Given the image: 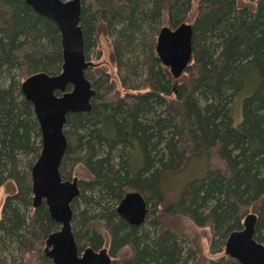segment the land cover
<instances>
[{"label": "trees", "instance_id": "16d2710c", "mask_svg": "<svg viewBox=\"0 0 264 264\" xmlns=\"http://www.w3.org/2000/svg\"><path fill=\"white\" fill-rule=\"evenodd\" d=\"M85 1L86 5L91 1L94 4L95 10L109 24L111 22L125 24L128 30L133 32L135 23L131 16L135 13L134 5L136 0ZM221 1L201 0L197 17L193 20V36L195 37L196 34L195 39L199 36V38L206 41L208 38L207 35L215 30V25H220L223 21L227 20L229 15L228 11L225 12L223 10V16L221 17H218L216 14V11L221 7L219 5ZM176 3L177 0H156L155 9L151 12L141 11L140 17L153 16L162 6L168 9L171 14V12L177 9ZM86 5L83 13V24L87 31L89 29V22L92 19V12H90L88 5L87 7ZM232 11L234 13L233 20L235 23L233 27L235 33L239 40L247 45L248 49L251 48L246 54L249 56L252 49H255L254 56L250 57L245 64H241L240 50H235L228 43L222 47L220 54L213 59L216 50L215 47L218 46L212 43L211 51L208 48L205 49V47L200 52L196 51L193 55L194 63L188 66L185 73L174 81L165 68L158 66L157 61L148 48V54L146 56L149 61L153 62L154 67L156 63V67L158 68V70H154L155 68L151 69L146 79L143 78L142 84L144 87L150 89L148 92L133 97V100L129 102L121 100L118 103L110 104L105 100H99L94 103L89 113H69L67 115L66 126L70 127L71 132L68 143L69 149L82 148V140L85 136H88L84 141L87 151V159H84H86L89 167L83 168L88 177L91 178V181H88V183L105 185L106 198L117 197L126 185L128 187H137L141 191L143 188L148 187V178L142 174L151 165L150 149L157 146L160 142H152L153 146L151 144L149 145V135L154 134L157 138H160L164 134L162 129L172 125L168 130L169 134L174 132L176 128H179V132L182 134V139L179 140L182 141H176L171 138L159 149L160 155L157 161V165L159 166L155 172L153 171L154 175L152 174L151 176V180L154 183L152 187V199L159 203L163 194L162 186L164 182L168 178L175 177V179L178 178V186L183 190L181 195L184 200H190L199 196L198 187L206 185L202 187L206 192L201 197L202 203L207 198L215 197L214 199L217 202L215 208L220 210L215 215L216 219L220 221L219 225L223 224L221 228L224 227L225 221L232 220V218L223 214L225 199H229L232 204L230 208L233 216L236 217L235 214L240 205L239 201L242 200L240 195L244 194L243 192H248L246 188H241L238 176L235 175L225 187V182L223 181L225 179L223 176L225 175L216 173L213 174V178L211 176L207 178L206 174L210 168L208 167V161L211 163L212 159L220 157L219 155L221 153H224V157H226L231 150V147L229 148L228 145L237 144L238 141L242 140L243 146L239 151L240 162L247 167L245 175L242 178V183L247 188H255L257 184V177L248 173V168L254 163L258 165L261 163L264 164V138L262 136L264 127L258 121L261 115L258 109V105L260 104H257H264V74H262L264 67V14H261V9H258L255 17L254 14L250 15L245 8L239 11L232 8ZM249 19H255V21H249ZM226 22V26L231 24L229 21ZM207 32L209 33L207 34ZM21 35L23 36V41L21 40L19 44L17 38ZM0 36H2L0 38V63L5 60L9 67L20 66L22 64L21 67H24L26 71L29 70V74L27 73L26 76L38 69H43L45 73L50 75L58 73L59 67L58 70L54 71L55 67L51 66V64L49 65L53 56L58 57V55L55 53L49 54L50 51H48L51 45L56 48L58 47L59 38L57 37V27L51 19L36 14L23 0H0ZM123 39H126L127 43L131 45L133 36L129 34L123 37ZM222 40L227 42L224 35ZM85 41H87V35ZM255 52H257L258 57ZM200 62L203 63V66L204 64L207 67L210 66L209 69L207 68L209 74L203 79V85L207 95L209 93L211 94L215 87H217V92L221 93V87L225 86L227 90L231 87L234 92L236 91L238 95L243 96L241 104L242 120L239 125L234 124L232 114L233 106L229 108V114L228 111H224L226 106H220L222 102L225 104L224 101H220L217 106H207L204 114L200 113L196 107L193 109L192 100L194 101V99H192L191 93L195 91L200 83ZM256 71H259L263 78L260 87L261 91L260 89L255 91L257 82ZM125 72L129 74L127 70ZM225 74L228 75V80L226 81L222 77ZM166 77L170 80L173 88H168ZM232 77L233 79H231ZM11 91V85L6 89L0 85V169L4 165L2 163L4 157L7 156L6 159L9 157L12 160V151L15 146L24 140H28L26 132L31 126V121L30 119L28 120V117H31L30 114H32L31 103L24 98L20 99V101H15L11 95ZM162 95H165V97L171 96L174 102V105L170 104L167 107L170 116L168 120L154 117L149 123L140 121L138 117L151 109V106H149L151 101H164ZM205 97L208 98L207 96ZM213 97L215 96L213 95ZM223 112H225L226 118H224ZM178 120L179 122L182 121V124H178L179 127L174 124ZM170 121L172 124L169 123ZM88 125L94 128L87 131ZM152 127H155V129ZM199 141L209 142L206 153L204 154L196 153L200 150V146L198 147ZM118 144L121 145L122 153L119 155L120 162L118 163V168H115V164L111 161L109 155L111 149L115 151L114 146H119ZM132 145L134 148L131 151L130 146ZM138 145L140 152L137 150ZM96 146L102 147V151L95 153ZM214 147L218 148L217 152L214 151L215 149H212ZM125 148L129 150L123 153ZM187 152L188 154H186ZM140 154L142 158H140ZM195 154H198V156L201 154L204 157L202 170H200L201 174L196 175V172L190 169L189 176L188 173L180 174L185 167L190 165L192 157ZM98 155L100 157L94 159ZM128 157L129 163L127 164L126 159ZM174 158L184 159L183 166L178 170L173 168L172 162ZM223 171L224 169L221 172L223 173ZM191 179L192 183L188 185ZM186 194L188 197L185 196ZM230 198H234L235 200H230ZM160 204H162L163 208L158 212L156 218L154 217L150 221V225L154 228L152 235H150L151 232L149 229L141 232L140 227H130L122 220L113 222L110 219L112 212H108L106 209L104 218L105 226L112 235L111 249L115 250L123 244H127L131 250H135L134 258L130 261L132 264H151L153 262L156 264H178L181 248L178 244L174 243L175 239H171L172 234H169L168 231H174L176 233L183 232L179 230L176 224L177 221L171 219L172 217L167 211V205L165 206L163 202H160ZM213 210L212 212H214ZM5 218L0 222V229L2 228L3 230L0 234V246H4L9 240L24 236V240H21L23 244L22 250H24L27 260L24 264L39 263L42 253L36 248L37 245L35 244L38 242L42 243L45 236L51 230L58 227L48 216L45 207L40 205L33 212L29 211L26 218L24 217V212L19 213L13 210V213ZM108 219H110V223ZM84 221L87 230L94 227V223L96 224V222L90 223L86 219L81 223H84ZM231 227L233 225L228 226V230ZM124 228L126 230L125 234L122 235L124 238H120L118 236L119 230H123ZM159 229L162 231L164 229V231H160L159 233ZM96 231L94 230L93 232L91 230L94 234L97 233ZM99 234L97 236L100 239ZM223 235L224 233L221 234V237ZM140 236L142 237L140 238ZM32 240L35 244L31 243ZM123 252H120V255ZM234 263L237 264L232 259L228 262H211V264Z\"/></svg>", "mask_w": 264, "mask_h": 264}, {"label": "rangeland", "instance_id": "374dc122", "mask_svg": "<svg viewBox=\"0 0 264 264\" xmlns=\"http://www.w3.org/2000/svg\"><path fill=\"white\" fill-rule=\"evenodd\" d=\"M221 1V0H220ZM200 2L201 0H177L176 7L177 9L174 12L169 13L168 9L164 8L162 5V8L159 9L155 15L147 17H140L141 11H147L151 12L156 7V0H136L134 5V15L131 17L133 22L135 23V28L132 31H129L127 26L125 24H118L116 23L115 28L118 32V39L117 40L119 46L122 48V45H126V39L124 40L123 37L132 34L134 36L132 39V43L134 44V50L132 48V45L130 47L132 50H127L125 47L122 49L124 51V55L128 62L130 64L133 63V69L127 71L129 74L126 77L127 82L134 83L136 79L143 80L146 79L148 74L150 73V70L155 68L154 70H158L152 64L153 62L149 61L147 58L148 54V48L150 43L155 39V33L157 31V27L159 23L162 24H168V22L175 26L174 24H178L179 22H185V23H192L195 17H197V13L200 9ZM83 5L85 6L86 1L82 0ZM88 8L90 9V12H92V19L91 22H89V29L86 31L83 24V31L84 34L87 35V43H86V49L85 53L87 56V60H89L92 63V66L86 69V74L91 76H94V79L98 81L97 85L99 86V89H101V94H104L107 89L110 87L112 88L111 94L113 96H123L127 90L124 89L119 81V75L116 67V63L112 59V47H111V41H110V28L107 27L106 23L104 22V18L101 17L100 13L95 10L94 4L90 1L88 2ZM86 5V7H87ZM221 7L219 10L216 11L217 16L221 17L223 16V10L226 12L228 11L229 15L227 17V20L223 21L220 25H215L214 31L212 33L207 32V40L204 41V39L199 38L197 36V39L193 36L192 38V58L191 64L194 63V53L200 52L203 47L208 48L209 51L212 49V43L216 44L218 47H215V53L213 59L216 58L218 54H220L222 47L226 46V43L231 44V47L235 50H240L241 56V64H245L246 61L249 60L250 57L254 56L255 49H252V52H250L249 56L246 54L248 53L247 45L245 43H242L237 34L234 30V18H233V11L232 8L236 9L237 11L241 9H246L250 15L257 13L258 9H261V14H264V0H225L221 1L219 3ZM229 7V8H228ZM263 17V16H262ZM140 19V20H139ZM255 19H249V21ZM160 21V22H159ZM226 21H229L231 24H227ZM159 22V23H158ZM124 26V27H123ZM121 29V30H120ZM87 32V33H86ZM223 35L225 37V42L223 39ZM2 36H0L1 38ZM58 37V36H57ZM117 37V36H116ZM23 39V36H19L17 38V42L19 44L21 43V40ZM57 40V38H56ZM121 40V42H120ZM23 41V40H22ZM232 41V42H231ZM122 43V45H121ZM143 44V45H142ZM50 53H55L58 55L53 56V59H51L49 65L55 67L54 71L58 70V67L60 68V48H59V41H58V47L51 45V48H49ZM140 52L139 57L137 56ZM247 51V52H246ZM141 53H144L143 56H141ZM135 55L138 57V63H136V60L132 55ZM255 54L258 57L257 52ZM52 56V55H51ZM263 58V57H262ZM237 62V61H236ZM200 68H199V78L200 83L196 87L195 91L191 93L192 99V106L193 109L196 107V109L204 114L205 109L207 106H217L220 101H224L221 103L224 105V111H228V114L230 112V107L233 106L232 114H233V120L234 124L239 125L241 123V104H242V95H238L236 91L231 89L227 90L225 86L221 87V93L217 92V87H215L213 92L211 94L209 93L207 95L206 90L204 88V77H207V74H209V67H207L205 64L203 66V63L200 62ZM22 65V64H21ZM19 66H11L9 67L8 63L4 60L0 63V85L3 88H7L9 85H11V95L15 99V101H20V99L24 98L22 95V92L20 90V84L21 81L25 78L27 73L29 74V70L26 71L24 67ZM214 65V64H213ZM264 66V64H263ZM25 70V71H24ZM60 70V69H59ZM58 70V72H59ZM262 74H264V67L262 69ZM247 71V70H246ZM44 72L43 69H38L37 71L33 72ZM133 72V73H132ZM32 73V74H33ZM219 73V71H218ZM122 76H126V72H121ZM141 74V76H140ZM29 76V75H28ZM27 77V76H26ZM223 79L226 81L228 80V75L225 74L222 76ZM233 79V77L231 78ZM256 90L258 91L261 87V82L263 81L262 75L260 72L256 71ZM12 82V83H11ZM228 82V81H227ZM101 85V86H100ZM110 86V87H109ZM234 89V87H233ZM18 90V91H17ZM150 89L145 87V91H149ZM261 91V89H260ZM233 93V94H232ZM218 94V95H217ZM259 94V93H258ZM208 98H206L205 96ZM213 95L215 97H213ZM218 96V97H217ZM162 98L164 101H151L149 103V106H151V109L144 114L140 115L138 119L140 121L144 122H151V119L154 117H160L163 120H168L169 114H168V106L174 105L173 99L171 96L162 95ZM171 99V100H169ZM258 105L260 118L258 121L261 123L262 127H264V104ZM32 114H30L31 117H28V120L31 121V126L29 127L28 131L26 132L28 140H24L23 142H20V144L16 145L13 149L12 153V160L11 158H7V156L4 157L3 162L4 165L0 169V222L6 219L8 215L13 213V210L16 212L22 213L24 212V217L28 215L29 211L33 212L34 207L31 204V198H32V191H31V167L35 163L39 152L41 150V134L39 129V124L35 118L33 107L31 106ZM31 113V112H30ZM225 112H223L224 114ZM227 114V112H226ZM192 115L194 116V113L192 112ZM25 116V115H24ZM224 118H226V115L224 114ZM182 122V121H181ZM181 122H173L178 126ZM172 124V122H169ZM233 123V122H232ZM182 124V123H181ZM172 126V125H171ZM171 126H166L163 128V135L162 137L157 138V136L149 135L148 138L149 145H152V142H159V144L155 147H152L149 151L150 157H151V165L149 169L144 172L142 175L146 176L148 178V187L143 188V194L147 197L149 200V212L147 214V224H145V230H150V235L153 234L152 226L150 225V221L156 218V210H161L162 204L160 202H163V204L167 205V211L169 212L170 216L172 217V220L177 221V226L179 227V230L183 233H176L174 231H168L171 235V239H175L174 243L178 244L180 246V258L178 261V264H211V262H228L234 260L237 264L239 262L234 259L233 257H230L225 253V242L228 237V235L233 231H238L242 229L243 227V221L245 217L249 214H253L255 216V223H254V233H253V239L256 242L261 243L264 246V164H257L254 163L248 168V173L255 175L257 177L255 188H250L244 186L242 183V178L245 175L246 172V165H243L240 162V156L239 151L241 150V147L243 146V141L240 140L237 142V144L234 145H228L231 149L229 151V154L224 157V153L218 154L220 157H216L212 159V162L210 163L208 161V173L207 178H210V176L213 178V174L220 173L225 179L223 180L225 182V187L227 184L231 181V179L237 175L238 181L241 185V188H246L248 192H243L244 194L240 195L242 197V200L239 201V208H237L236 217L233 216V212L230 208L232 205L229 201V199L224 200V206H223V214L225 216H229L232 218V220H229L228 222L225 221L224 227L221 228V225H219V220L216 219L217 213H219V209L215 208L217 202L216 199L213 197L205 199V202L202 203L201 197L205 195V190L202 189V187L206 186H200L198 187V195L196 198H192L190 200H184L182 199L181 193L183 192L182 189H180L178 178L175 179V177L168 178L163 186H162V197L160 199V202L157 204V207L155 208L154 200L152 199V187L154 185L153 181L151 180L152 174L154 175L153 171L155 172L159 165H157V161L159 160V155L161 149L169 139L173 140H179L182 139V134H180V129L176 128L174 132L169 134L168 130L171 128ZM179 127V126H178ZM70 127L66 126L65 131L67 134H70ZM94 128L93 126L88 125L87 131L92 130ZM151 126L149 127L150 131ZM155 129V127H152ZM217 130V128H216ZM215 130V131H216ZM86 131V130H85ZM217 132V131H216ZM150 133V132H149ZM71 135V134H70ZM263 138H264V132H263ZM88 136H85L82 140V148H73L71 152L69 153L68 161L67 163H64L61 167L62 173L70 174V179L72 177L77 178L79 181L81 179L87 180L88 175L86 174L83 167L87 168L89 167L86 163V157H87V151L85 148V138ZM185 138V136H183ZM160 139V140H158ZM208 140V139H207ZM182 141V140H179ZM209 141V140H208ZM208 141H199L198 147L199 152L204 154L207 150V145H209ZM236 145V146H235ZM212 146V145H211ZM223 146V145H222ZM221 146V147H222ZM234 146V147H233ZM188 147V146H187ZM238 147V148H237ZM84 148V149H83ZM155 148V149H154ZM117 149V150H116ZM115 151L112 152V155L117 152V155H120L122 153V148H116ZM215 152L218 151L217 147L212 148ZM95 153H99L102 151V147L96 146ZM129 149L125 148L123 150V153L127 152ZM158 150V151H157ZM193 153V152H192ZM188 154V152L186 153ZM198 154L194 155L192 157V160L190 162V165L185 167L180 174H187L189 176L190 170H194L196 172V175H200L204 162L203 155ZM217 154V153H216ZM178 157V156H177ZM86 158V159H84ZM119 160L118 157H115V161ZM115 168H118V163L114 162ZM184 164V159L181 158H174L172 165L175 170H178L181 168ZM190 169V170H189ZM222 169H224L223 173L221 172ZM242 170L240 173L239 171ZM176 176V175H174ZM188 182V181H187ZM186 182V183H187ZM192 183V179L190 182H188V185ZM80 192H82V196L77 199L75 202V210H73V221H72V227H73V234L77 240L78 247H84L89 246L91 243L94 246H98V244L103 243V247L106 251L111 249V243L109 239V234L105 229L101 226V224H95L94 221L96 219L104 218L105 210L110 208V204H107L106 198V187L105 185H100L99 183L92 184V183H85L80 182L79 183ZM239 191V190H238ZM102 193V195H101ZM238 195V194H237ZM187 196V194L185 195ZM208 196V195H207ZM188 197V196H187ZM210 197V196H209ZM234 198H230L232 200ZM235 200V199H234ZM28 202V203H26ZM111 203V201H109ZM26 205V206H25ZM214 209V210H213ZM212 210L214 212H212ZM101 214V216H100ZM97 216H100V218H96ZM219 216V215H218ZM174 217V218H173ZM88 218V219H87ZM96 218V219H95ZM84 219L88 220L90 223H94V227H90L91 229L87 230L85 228V221L84 223H81ZM95 219V220H94ZM102 220V219H101ZM235 220V221H234ZM259 220V221H258ZM27 221V220H25ZM115 222L114 220H112ZM175 224V222H173ZM233 225V227L228 230V226ZM4 226V225H3ZM2 226V227H3ZM55 226V225H54ZM51 230L53 232L56 230ZM162 228V227H161ZM239 228V229H238ZM97 230L96 232L99 234V230H102V235H100V239L97 236V233H92L91 230L94 232V230ZM228 230V231H227ZM2 228L0 229V234L2 233ZM162 231L161 229L158 230L160 233ZM164 231V229H163ZM162 231V232H163ZM227 231V232H226ZM126 232L125 228L123 230H119L118 236L120 238L122 235H124ZM144 232V231H143ZM225 235L221 237V234ZM49 234V233H48ZM142 236H140L141 238ZM170 239V240H171ZM24 240V236H20L17 239L9 240L6 242L4 246H0V264H24L26 260V254L24 253L23 247H22V241ZM33 243V240L31 241ZM35 244V243H33ZM35 245H37L36 248H38L41 253L42 257L40 256V262L35 264H53L52 260L49 257H46L43 253V249L45 248V242H38ZM34 245V246H35ZM90 247V246H89ZM149 247V246H148ZM101 248V249H102ZM98 249V248H97ZM123 252L122 255H120V252ZM135 255V250L132 249L127 245L123 244L118 251H116L115 255H111L109 259L117 264H132L130 262L133 260ZM30 256V255H29ZM227 259V260H225ZM113 264V263H112ZM151 264H156L155 262ZM235 264V263H234Z\"/></svg>", "mask_w": 264, "mask_h": 264}, {"label": "water", "instance_id": "95a60500", "mask_svg": "<svg viewBox=\"0 0 264 264\" xmlns=\"http://www.w3.org/2000/svg\"><path fill=\"white\" fill-rule=\"evenodd\" d=\"M37 14L51 19L60 34L62 63L60 71L30 74L21 81L20 90L31 103L41 134V150L31 167L32 205L45 202L49 216L59 228L45 239L44 254L53 264H109L104 248L87 247L79 255L71 231V200L79 194L76 178L62 180L58 166L67 145L62 127L69 112L89 111L94 91L84 77L87 66L83 54V36L79 26V0H24ZM191 24L182 22L171 29L162 26L155 46L161 62L177 78L191 58ZM117 211L130 223L138 224L146 212L140 193L129 192ZM255 216L249 214L242 229L231 232L225 253L239 264H264V246L253 239Z\"/></svg>", "mask_w": 264, "mask_h": 264}, {"label": "flooded vegetation", "instance_id": "af4514ba", "mask_svg": "<svg viewBox=\"0 0 264 264\" xmlns=\"http://www.w3.org/2000/svg\"><path fill=\"white\" fill-rule=\"evenodd\" d=\"M24 1V0H23ZM25 2V1H24ZM26 3V2H25ZM27 4V3H26ZM28 5V4H27ZM79 5H80V13H79V26H80V28H81V31H82V36H83V54H84V57H85V61L88 63L87 64V66L85 67V69H84V77L89 81V83H90V88L94 91V93L92 94V96L89 98V103H90V110L89 111H77V112H69V113H89L90 111H91V109H92V107H93V105H94V103H96V102H98L99 100H105V101H107V102H109L110 104H114V103H118L119 101H121V100H123V101H125V102H129V101H132L133 100V97H136V96H138V95H141V94H143L144 92H148V91H145V87H144V85L142 84L143 83V80H140V79H136V80H134L135 82L134 83H132V81L131 82H127V79H126V77L128 76V74H126V76H122V74H120L121 72H125L126 70L128 71L129 69L130 70H132L133 69V63L132 64H130L129 62H128V60L126 59V57H125V55H124V51L122 50L124 47H125V49H127V50H132V48H133V50H134V44L132 43L131 45H132V48L130 47V45L127 43V41H126V45L124 46V45H122V43H121V45L123 46L122 48L119 46V44H118V42H117V40L119 41V39H118V31H117V29L115 28V25H116V23L117 22H111L110 24L107 22V21H104L105 23H106V25H107V27L108 28H110V30H109V33H110V41H111V47H112V50H113V52H112V59H113V61L116 63V67H117V71H118V75H119V81H120V84H121V86L124 88V89H126L127 90V92L123 95V96H120V95H118V96H113L112 94H111V90H112V88L110 87L109 89H107L106 91H105V93L104 94H101V89H99V86L97 85V83H98V81L97 80H95L94 79V76L93 75H91V76H89V75H87L86 74V69L87 68H89L90 66H92V63L89 61V60H87V56H88V54L86 55V53H85V49H86V41H85V38H86V35L84 34V31H83V23H84V21H83V13H84V8H85V6L83 5V3H82V0H79ZM29 6V5H28ZM30 7V6H29ZM31 8V7H30ZM32 9V8H31ZM33 10V9H32ZM34 11V10H33ZM35 12V11H34ZM36 13V12H35ZM37 14V13H36ZM39 15V14H38ZM41 16V15H40ZM42 17H44V16H42ZM45 18H47V17H45ZM49 19V18H48ZM160 22V21H159ZM158 22V23H159ZM180 23H182V22H179L177 25L176 24H174L175 26H172L169 22H168V24H162V23H159L158 24V27H157V31H156V33H155V39L152 41V43H151V45H149V49H150V53L152 54V56L154 57V59L157 61V63H158V66H160V68H165L168 72H169V75L171 76V78L174 80V81H176V79H178L183 73H185V70L187 69V67L188 66H190L191 65V59H193L192 58V54H191V58H190V60H189V62H188V65H187V67H186V69L181 73V75L180 76H178L177 78H175V77H173V75L170 73V69H169V67L168 66H166V65H164L162 62H161V60H160V58H159V56H158V54H157V52H156V49H155V46H156V43H157V36H158V33H159V30H160V28L162 27V26H168L169 28H171V29H173V28H175V27H177ZM189 24V23H188ZM191 24V26H192V36H193V22L192 23H190ZM56 25V24H55ZM57 27V26H56ZM57 30H58V28H57ZM133 35H134V32H133ZM117 36V37H116ZM134 37V36H133ZM58 38H59V48H60V53H61V45H60V34H59V31H58ZM134 39V38H133ZM191 42H192V38H191ZM131 52V51H130ZM140 52L141 51H138V57H139V55H140ZM191 53H192V44H191ZM144 55V53H141V56H143ZM137 56H135L134 54L132 55V57H134L135 58V60H136V63H138V57ZM60 58H61V61H60V66H61V63H62V55L60 56ZM60 69V68H59ZM60 71V70H59ZM140 76H141V74H140ZM166 79H167V77H166ZM167 85H168V88L169 89H171V88H173L172 87V85H171V82H170V80L169 79H167ZM101 86V85H100ZM170 93V92H169ZM172 98V97H171ZM68 113V114H69ZM68 114H66V119H65V122H64V124H63V127H62V132H63V134H64V136H65V138H66V141H67V145H66V147H65V150H64V152H63V154H62V156H61V158H60V162H59V166H58V171H59V174H60V177L62 178V180H69V181H72L73 180V178H75V177H72L71 179H70V174L68 175V174H65L64 172L62 173V170H61V167L63 166V164L64 163H67V161H68V157H69V153L71 152L70 150H72V149H69L70 147H69V145H68V143H69V141H70V134H67L66 133V131H65V127H66V125H67V115ZM119 146H114V149H116V148H118V147H120L121 145L120 144H118ZM116 147V148H115ZM138 148H137V150L140 152V148H139V145L137 146ZM134 148V146L132 145V146H130V150L132 151V149ZM112 149H111V153H110V159H111V161L114 163V162H116V163H119L120 161L119 160H116L115 161V157H118V159H119V155H117V152H116V154L114 153L113 155H112ZM100 157V155H98V156H95L94 157V159H97V158H99ZM138 158H139V155H138ZM140 158H142L141 157V154H140ZM126 163L128 164L129 163V157L126 159ZM87 167V166H86ZM91 180V178L90 177H88L87 178V180ZM80 182H85V183H87L88 181H86L85 179H81L80 181L76 178V183H77V186H78V188H79V194L76 196V197H74L72 200H71V202H70V208H71V212H72V215H71V221H70V224H71V231H72V234H73V227H72V221H73V210H75V202L77 201V199H79L81 196H82V192H80V187H79V183ZM129 192H138V193H140V195L142 196V198L144 199V202H145V207H146V212H145V214H144V217H143V220L140 222V223H138V224H133V223H130L126 218H124V217H122L120 214H119V212L117 211V207H118V204H119V202L125 197V195L127 194V193H129ZM107 204L109 205L110 204V208H108L107 209V211L108 212H112V217L110 218L111 220H114L115 222L116 221H118V220H122L126 225H128V226H130V227H140V231L142 232V231H145V224H147V222H148V220H147V214H148V212H149V200L147 199V197L143 194V191H141L140 189H138L137 187H128L127 185H126V187H124V189L122 188V190H121V193L117 196V197H110L109 199H107ZM109 201H111V203L109 202ZM32 203H33V199L31 198V204H30V206L32 205ZM157 202L155 201L154 202V204H153V206L155 205V208L157 207ZM40 205H43L44 207H45V210H46V212H47V214H48V216H49V213H48V210H47V206H46V204H45V202H41V203H39L36 207H34L33 205V209H36L38 206H40ZM156 210V215L158 214V212H159V210H157V209H155ZM100 216H101V214H100ZM100 216H97L96 218H100ZM50 217V216H49ZM95 218V219H96ZM51 219V218H50ZM94 219V220H95ZM102 219V220H101ZM101 219H96L94 222H96V224H101V226L105 229V231H107V233L109 234V243H111V241H112V235L109 233V229L108 228H106V226H105V218H102L101 217ZM110 219H108L109 220V223H110ZM52 220V219H51ZM52 221H54V220H52ZM55 222V221H54ZM90 222H92V221H90ZM56 223V222H55ZM57 225H58V223H56ZM94 225V224H93ZM109 225V224H108ZM95 226V225H94ZM58 228H59V225H58ZM58 228L56 229V230H58ZM56 230H54V231H56ZM101 235H102V230H99L98 231ZM48 235V234H47ZM47 235L45 236V238L43 239V242H45V239H46V237H47ZM73 237H74V240H75V244H76V248H77V252H78V254L80 255L82 252H83V250L85 249V248H87V247H89L90 246V248H92L94 251H99L102 247H103V243H100L98 246H94V245H92L91 243L89 244V246H84V247H78V245H77V240H76V238H75V236H74V234H73ZM98 248V249H97ZM120 247H118V248H116L115 250H112V249H109V250H107L106 251V253H107V255H108V257L110 258L111 257V255H115L116 254V251H118V249H119ZM43 253H44V249H43ZM45 255V254H44ZM47 257V256H46ZM112 263H114L113 261H111V259H110V262H109V264H112Z\"/></svg>", "mask_w": 264, "mask_h": 264}, {"label": "bare ground", "instance_id": "6f19581e", "mask_svg": "<svg viewBox=\"0 0 264 264\" xmlns=\"http://www.w3.org/2000/svg\"><path fill=\"white\" fill-rule=\"evenodd\" d=\"M31 185H32V183H31Z\"/></svg>", "mask_w": 264, "mask_h": 264}]
</instances>
